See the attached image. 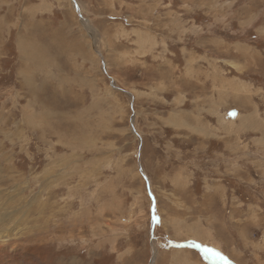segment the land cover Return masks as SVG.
Returning a JSON list of instances; mask_svg holds the SVG:
<instances>
[{
    "label": "rangeland",
    "instance_id": "obj_1",
    "mask_svg": "<svg viewBox=\"0 0 264 264\" xmlns=\"http://www.w3.org/2000/svg\"><path fill=\"white\" fill-rule=\"evenodd\" d=\"M60 1L0 0V264H170L175 250L192 264H224L194 243L232 264H264V0H129L147 23L161 16L177 28L162 49L116 59L117 77L103 37L125 0ZM36 11L66 32L44 29ZM71 28L104 63L95 96L88 81H49L27 64L40 41L67 78ZM176 96L204 132L157 125ZM99 107L115 110L109 132L122 158L110 170L84 161L111 148L92 152L81 131L110 121Z\"/></svg>",
    "mask_w": 264,
    "mask_h": 264
},
{
    "label": "crops",
    "instance_id": "obj_2",
    "mask_svg": "<svg viewBox=\"0 0 264 264\" xmlns=\"http://www.w3.org/2000/svg\"><path fill=\"white\" fill-rule=\"evenodd\" d=\"M57 2L60 6L62 5L60 0H57ZM125 2H126L125 7L127 8V10L123 11V14L119 13L118 16L116 15L117 20H114L110 29L109 27L108 29H106L105 36L103 37V41H105L106 43H111L108 46L113 47V49L110 52H108V54L112 56V59H110L109 61H106V64H107V67L110 68L109 73H111L112 75L116 77L119 76V74L124 70V67H121L124 64V61L119 62V67H118V64L116 63V59L119 60L123 57L124 58L127 57L126 63L128 64L129 60H132V58H130L131 53L139 57H143L145 53L155 52L159 48L162 49L163 46L164 47L166 46V41L169 39V37L173 36L176 33V28H177V26L172 27L170 23L165 21L163 17L161 16H160V19H157L155 23L153 20L150 23H147L145 21V15H143L140 12V7L138 4L133 3L130 6L131 2L129 0L128 1L125 0ZM33 6L35 5H31V7L29 8L34 9ZM143 6L146 7V4L144 2H143ZM40 16H42V18H39ZM34 18L40 19V20H46L47 23L43 25L44 29L55 30L57 32L56 34L59 35V38H60V33L66 32L65 27H56L55 25H52V22L50 21L51 19L49 20L48 18V14L43 13V11L41 12L36 11ZM172 20L173 19H171L170 21ZM184 23L187 24L188 20L184 21ZM71 30L73 31L72 34H73L74 44L70 46V49H68L67 59L70 61L68 63L72 65L71 67L73 70H72V73H69V75H66L67 78H64V74L66 73L65 69L63 70V68L61 67V64L57 63L56 59L51 57L50 52L47 51L44 46L45 44L40 41L35 42L34 49L36 50L42 49L41 53H38L37 51H35V53L38 55H35L34 57L31 58V59H34V58L36 59L35 63L29 61L27 64L32 66V69H35V71H38L41 75L43 76L46 75V80H49V81L51 80L55 81L57 78L56 75L60 76L61 83H69V82L75 83L77 82V78H80V80H83V81H88L93 89V96H95L98 93V90H100L101 88V79L99 78V66L102 68L103 64L101 65L100 62L89 57L85 50L80 49V46L84 42L83 37H81L82 31L79 29V31L77 32L73 28H71ZM116 34L119 36H122L123 39L117 37ZM124 39H127V41L130 44L127 46V51L129 53L127 51H124L126 50L124 49V46H125L123 43ZM56 43L57 42H55V44ZM98 45L101 46L100 43H98ZM60 46H66V45H62L60 43ZM30 48L31 46L29 45L28 49ZM25 49H27V47H24L23 50ZM54 49L55 51H57L58 49V52L55 54H60L62 52V50L60 49V47L58 48V46H54ZM122 52H124L125 54L124 56H121L123 55ZM162 58H165V57H162ZM44 61H46V63L43 68L42 62ZM50 61L52 62V65ZM145 61L146 60H144V62ZM27 64H25V66ZM113 65H115L114 68L112 67ZM63 66H64V63H63ZM20 71L24 73L22 68H20ZM62 72H64V74L61 75ZM105 72L107 73V71ZM71 74H74V75H71ZM64 86L66 89L71 88L68 86L73 87L72 84H65ZM104 96H101V98L108 108V100L107 98H105L106 96L105 97ZM158 99L161 100V98H158ZM177 99H178V96L174 97V99L172 100V104H173L172 112H165L164 114L162 113L157 114V116L155 117V121L158 122V124L157 123L155 124H157L159 127L163 125L164 126L171 125V127H174L173 130L183 129L185 131H188L189 134H195V132L197 131L204 132L201 124L198 122L200 120L199 118L201 117L193 116L194 121H191L189 119V113L191 114V112H189L188 108L183 107V105L179 106L178 104L177 106L175 104ZM214 108L216 111L217 107H213L212 109ZM210 111L211 110H209V112ZM60 113L64 114L62 113V111H60ZM67 113L70 115L71 117L70 119L77 121L78 118H81V120L85 122V119L81 117V115L76 116V114L74 113H71V112H67ZM106 114H109L108 116V118H110L109 122L103 121V123H99L98 118L95 119V123L86 121L87 122L86 126L82 128L81 131H82V134L86 138L90 139V144L94 146V150L92 152H99L98 151L99 147L103 148L102 151H108L106 147L107 146L111 147L108 152H99L97 154L94 153L92 156L87 157L89 160L85 159L84 160L85 163L88 164L89 167L100 166L105 170H110V168H116L117 166L120 165V159L122 158V156L120 155L121 146L119 147L116 141L110 138L111 134L109 131L113 128H116V125L113 124V120H115L114 108L110 112L108 109L105 110L104 108L99 107L98 116L100 115V117L103 118L104 116H107ZM145 115L146 117H148V113H146ZM170 116L177 118L179 120V123L178 124L177 123L167 124L162 120V118L170 117ZM79 123L81 127H83V123L82 122H79ZM69 126H72V125L69 124ZM118 128L119 127H117V129ZM67 130H68L69 136H72L75 133H77V132H74V127L67 128ZM82 136L79 138L80 143L82 142ZM125 140L129 142V138ZM79 141L78 142L74 141L76 146L79 144ZM106 141L108 143H105ZM100 157H102V159H100ZM112 160H113L114 165H112ZM89 164H91L92 166H90ZM179 251H181L185 255L183 250H175L171 252L169 254L171 256L170 264H178L177 255L179 254ZM227 258L232 259L228 256ZM187 262L190 264L193 263L192 261H189V259L187 260Z\"/></svg>",
    "mask_w": 264,
    "mask_h": 264
},
{
    "label": "snow or ice",
    "instance_id": "obj_3",
    "mask_svg": "<svg viewBox=\"0 0 264 264\" xmlns=\"http://www.w3.org/2000/svg\"><path fill=\"white\" fill-rule=\"evenodd\" d=\"M232 115H234V113ZM153 220L157 223L159 222V218L155 215H153ZM193 246H195L197 248H202L205 253H211L212 256L218 258L219 260L224 261V264H232V262L230 260H228L227 257H225L223 254H221L219 251H217L215 249L207 248V247H205L199 243H194Z\"/></svg>",
    "mask_w": 264,
    "mask_h": 264
},
{
    "label": "water",
    "instance_id": "obj_4",
    "mask_svg": "<svg viewBox=\"0 0 264 264\" xmlns=\"http://www.w3.org/2000/svg\"><path fill=\"white\" fill-rule=\"evenodd\" d=\"M75 4H77V1L76 0H72ZM78 12H80V11H78ZM80 15V14H79ZM104 64V63H103ZM105 70V69H104ZM106 71V70H105ZM110 84L113 86V87H115V88H118L117 86H115L113 83H112V81L110 80ZM151 197V199H153V196H150ZM153 210L151 209V216L153 217ZM153 223H154V220H153ZM152 226L153 225H151V228H152Z\"/></svg>",
    "mask_w": 264,
    "mask_h": 264
},
{
    "label": "bare ground",
    "instance_id": "obj_5",
    "mask_svg": "<svg viewBox=\"0 0 264 264\" xmlns=\"http://www.w3.org/2000/svg\"><path fill=\"white\" fill-rule=\"evenodd\" d=\"M26 74L28 75V72L26 71ZM174 128V127H173ZM176 220V219H175ZM176 223V222H175ZM188 253H189V251H188ZM179 258V257H178ZM182 259L184 260V261H186L187 262V260H188V258L187 257H182ZM183 261V262H184ZM198 261V260H197ZM179 262V261H178ZM185 263V262H184ZM181 264V263H180ZM187 264H190V263H188L187 262Z\"/></svg>",
    "mask_w": 264,
    "mask_h": 264
}]
</instances>
